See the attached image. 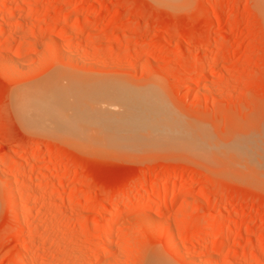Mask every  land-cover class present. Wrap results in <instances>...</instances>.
Listing matches in <instances>:
<instances>
[{"label":"rangeland","instance_id":"1","mask_svg":"<svg viewBox=\"0 0 264 264\" xmlns=\"http://www.w3.org/2000/svg\"><path fill=\"white\" fill-rule=\"evenodd\" d=\"M180 2L0 0V264H264V0ZM54 77L76 78L77 90L92 83L79 101L93 97L89 110L107 111L86 123L84 110L74 141L29 129L15 112L14 97L45 90ZM107 86L136 92L140 104L147 98L127 107L149 120L146 129L122 114ZM112 111L128 125L125 143L110 139L124 133ZM158 127L168 135L159 148L150 146ZM136 138L150 151L131 149ZM6 178L28 201L18 219ZM165 196L178 201L166 206ZM137 203L102 220L106 209ZM213 214L217 223L201 227ZM224 222L228 232L213 241Z\"/></svg>","mask_w":264,"mask_h":264},{"label":"bare ground","instance_id":"2","mask_svg":"<svg viewBox=\"0 0 264 264\" xmlns=\"http://www.w3.org/2000/svg\"><path fill=\"white\" fill-rule=\"evenodd\" d=\"M14 0H10V3H12ZM157 2H159V3H161V4H167V5H169V6H177V5H180L181 4V2H180V0H156ZM264 3V2H263ZM85 4V3H84ZM80 5L79 4V8L78 9H83V8H86L88 5ZM89 4V3H88ZM224 19H225V17H224ZM59 77H54L53 79H50L49 81H48V83L47 84H45L46 86L45 87H47V86H49L47 89L45 88V90H47V92L43 89V91H45V92H43L42 91V89L40 90V91H38L36 94H34V95H38L39 97H34V95L32 96H29L28 94H26V95H22V93H21V95L22 96H20V99L18 100V99H16V97H14V99L15 100H17V101H15L16 102V104H18V105H15V112H16V115L18 114L17 113V111H16V107H18L19 109H17V110H19L18 112L21 114V119L26 123V125L29 127V129H30V126L32 125L33 126V129L35 128L34 126H38V127H40V129H43V130H47V129H50V130H52L53 131V133L55 132L56 134H58V135H62V136H69L71 139L70 140H72V141H74L73 140V137H75L76 136V125H78L77 124V122L78 121H82L83 119L85 120V118L84 117H87L86 118V123L89 121V119L92 117V116H94V114H95V116H96V114H97V119H93V118H96V117H92L91 118V122L89 121V123H92L93 121H95V120H100V117L102 118V116L101 115H103L104 113H103V111H102V114H101V112L99 111V113H98V109H96L95 107L96 106H94V112H92L93 110H89V109H92V107L91 106H93V105H91L90 103H92V98L93 97H89L88 98V102H90V103H88L87 105L86 104H84V103H86V101H84V100H86L84 97H81V96H83V93L82 92H84V93H86L85 92V89L86 88H88V87H85V86H93V84L92 83H90L89 85L87 84V82H84V84H82L84 87H85V89H84V87H81L80 89L82 90H77L78 89V86H77V88H76V83H75V79L76 78H69L68 80H66L67 81V83L66 84H62V82L60 81L61 79V77L58 79ZM64 79H63V81H65ZM75 80V81H74ZM52 83V84H51ZM83 83V82H82ZM87 85H86V84ZM89 83V82H88ZM77 84H81V82H78ZM91 86V87H92ZM91 87H89V89H90V91L92 90L91 89ZM110 87V86H109ZM108 86H107V88L108 89H110ZM35 88H38V87H35ZM34 88V89H35ZM117 88V87H116ZM39 89V88H38ZM106 89V88H105ZM108 89H106V92H107V90ZM115 89V88H114ZM119 89V88H118ZM76 90L78 91V93H76ZM84 90V91H83ZM87 90V89H86ZM113 90V89H112ZM33 91V90H32ZM82 93H80V92ZM88 91V90H87ZM89 91V92H90ZM109 92H108V94H112V92L110 93V91H111V89L110 90H108ZM119 92H117V89H116V93H115V90H114V92H113V94H115V96L112 94L110 97H112V96H114V97H112L111 99L113 100V98H114V101L116 100V97H118V99L120 98V103L121 104H123V106H125V109H126V111H125V109L123 108L122 110H124V111H122V112H125V113H122V114H124V115H128V113H129V115H131V116H128V119L130 118L131 119V122L134 124H136V126L137 127H140V126H144V128H142L143 130L144 129H146V125H149V124H147V122L145 121V120H148V119H145V118H143L140 114L138 115V113H139V110H138V108H137V112H135V111H133L132 113L134 114V117H133V115H132V113L130 112V111H132V110H129V109H131V107L128 109L127 107H129L128 105H130V106H133L134 105V102H132V101H135L136 99H137V93L135 92H131V93H126V92H124V89H122L121 90V88L118 90ZM120 91H123L122 93H125V95H123L122 93H120ZM30 92V91H29ZM105 92V93H106ZM128 92V91H127ZM33 93H35L34 91H33ZM96 93V92H95ZM104 93V94H105ZM139 93V92H138ZM76 94H80L79 96H77ZM107 93H106V95H108ZM118 94H120L121 96H124V97H126V98H123V97H120V95H118ZM126 94H127V96L128 95H130L131 96V94H133L132 96H135V94H136V97L135 98H133L132 96V99L128 96H126ZM16 95H19V94H16ZM139 95V94H138ZM142 95V94H141ZM15 96V95H14ZM91 96H93V95H91ZM22 97V98H21ZM78 97H79V99L80 98H82V99H84L83 101H82V99L79 101V99H78ZM87 97H88V95H87ZM108 97H109V95H108ZM76 98H77V100H76ZM139 98H140V100H142L143 99V97L142 96H139ZM142 98V99H141ZM146 98V97H145ZM143 99L142 100V104H144L145 105V102L143 103V101H145L146 99ZM148 98H151V97H148ZM92 99V100H91ZM109 99V98H108ZM130 99H131V101H130ZM133 99H135V100H133ZM153 100H154V98H152ZM140 100H138V101H140ZM77 101V102H76ZM94 101V100H93ZM116 101H118V100H116ZM118 101V102H119ZM130 101V102H129ZM150 101V102H149ZM149 101H146L147 103H151L152 102V100H149ZM14 102V103H15ZM81 102L84 104H81ZM129 102V104H127ZM135 102H137V101H135ZM77 103H78V105L80 104L81 105V107H79V109L80 110H78V105H77ZM131 103V104H130ZM138 103V102H137ZM137 103H135L136 105H139V106H141L142 104H140V102L137 104ZM146 103V104H147ZM77 105V106H76ZM79 105V106H80ZM88 107V105H89V107L90 108H88V109H84V108H86V106ZM109 105H111V104H109ZM108 105V106H109ZM82 106H83V108H82ZM85 106V107H84ZM100 106V105H99ZM104 105H102V107H103ZM107 106V105H106ZM107 106V107H108ZM143 106V105H142ZM141 106V107H142ZM110 107H112V106H110ZM109 107V108H110ZM114 107V106H113ZM146 107V106H145ZM76 108H77V110L78 111H76ZM134 108H136L135 106H134ZM108 109V108H107ZM139 109L141 110L142 108H140L139 107ZM143 109H144V107H143ZM142 109V110H143ZM146 109V108H145ZM148 110H149V108H147ZM82 110V111H81ZM84 110H85V113H86V111H87V113H89L88 115H86V116H84V117H82V113L84 112ZM100 110H101V107H100ZM106 109L104 108V111H105ZM110 110H111V108H110ZM117 110V113L119 114V112H120V110L118 111V109H116ZM133 110H135V109H133ZM141 110V111H142ZM159 110H161V109H159ZM81 111V113H80V116L78 115V118L76 117V113L78 112H80ZM97 111V112H96ZM109 111V110H108ZM145 111V110H144ZM96 112V113H95ZM107 112V111H106ZM106 112H105V114H106ZM111 112V111H110ZM113 112V111H112ZM137 113L136 115L137 116H135V113ZM146 112V111H145ZM144 112V113H145ZM148 112V111H147ZM147 112L145 113V115L147 114ZM151 112V111H150ZM149 112V113H150ZM86 113V114H87ZM91 113V114H90ZM94 113V114H93ZM116 113V112H115ZM127 113V114H126ZM131 113V114H130ZM93 114V115H92ZM104 114V115H105ZM108 114V113H107ZM110 114V113H109ZM113 114H114V112H113ZM121 114V113H120ZM151 114V113H150ZM85 115V114H84ZM115 115V114H114ZM17 116H19V118L18 119H20V115H17ZM90 116V117H89ZM149 116H151V115H149ZM164 116H165V118H166V116L167 115H165V113H164ZM164 116H163V119L162 120H164ZM80 117H82L83 119H81ZM104 117H107V116H104ZM114 117H116L115 119H113V120H115V121H119V120H122L121 118L120 119H118L117 120V114L114 116ZM121 117V116H120ZM127 117V116H126ZM146 117H147V115H146ZM170 117V116H169ZM168 117V119H170ZM99 118V119H98ZM142 118H143V120H142ZM174 118V117H173ZM108 119H110L109 117H108ZM107 118H105V120H108ZM145 119V120H144ZM76 120H77V122H76ZM83 120V121H84ZM111 120V119H110ZM165 120H167V119H165ZM115 121H113V123H116V124H113V125H116L117 127H118V124L117 123H121V121H119V122H115ZM149 121V120H148ZM161 121V120H160ZM169 121V120H168ZM175 121V120H174ZM173 120H171L170 122H174ZM105 122H107V121H105ZM103 123L102 121H101V123H100V125H102V124H106V123ZM111 122H112V120H111ZM125 122V121H124ZM128 122V121H127ZM166 121H163V124L161 125V124H159V125H161V126H163L164 127V124H165V126L167 125V124H169L170 126H169V128H172L171 127V123H165ZM81 123H83L82 125H84V122H81ZM107 123H110V122H107ZM128 123H130V122H128ZM127 123V124H128ZM151 123V122H150ZM158 123H160V122H158ZM177 123L178 122H176V125H177ZM94 124H99V121L98 122H94ZM112 124V123H111ZM122 125H120L121 127V129L118 127L117 129H120V130H122V128L124 127L125 128V126H126V124H124L123 122L121 123ZM88 125V127H89V124H87ZM104 125H102L101 127L103 128V130H105L104 129ZM106 125H108V124H106ZM125 125V126H124ZM158 125V126H159ZM21 126H24L25 127V129L26 128H28V127H26L25 126V124H23V125H21ZM32 126H31V128H32ZM85 126V125H84ZM123 126V127H122ZM133 126V125H132ZM180 126V125H179ZM179 126H175V123H174V126L173 127H179ZM23 127V128H24ZM37 127V128H38ZM81 127V126H80ZM87 127V126H86ZM98 127V126H97ZM100 127V129H102ZM127 128H128V125L126 126ZM163 127H158V128H156L157 130L158 129H161V130H159V131H157V133L159 132V136H156V134H155V136L159 139V140H157V141H160V142H152L151 144H150V146L153 144V146L155 145V146H157L158 148H159V146L162 144L163 145V142H162V140L164 139V135L165 134H163L164 132H163ZM107 128V130H108V128L110 129V125L108 126V127H106ZM123 128V130H124V133H119V132H121V131H117L116 133H118L119 135H122V136H125V138H126V133H130V132H128V129H124ZM166 129H167V127H165ZM40 129H39V131H40ZM98 130V131H101V130ZM140 129V131H141V128H139ZM166 129H165V131H166ZM174 129V128H173ZM35 130H37L36 128H35ZM50 130H48V131H46V132H50ZM80 130V129H79ZM82 130V129H81ZM87 130H88V128H87ZM107 130H105L106 132V136L107 135H109V134H107L108 132H107ZM112 130V128L110 129V131ZM115 130V129H114ZM113 130V131H114ZM122 130V131H123ZM132 130H133V132H132ZM131 130V132L132 133H134V132H138V128L134 131V129H132ZM155 130V129H154ZM170 130V129H169ZM176 129H174V131H175ZM78 131V130H77ZM93 131H94V129H93ZM109 131V130H108ZM139 131V132H140ZM149 131V130H148ZM155 131V132H156ZM171 131V130H170ZM176 131H178V130H176ZM43 132V131H42ZM83 132H84V130H83ZM112 132V131H111ZM150 133H151V131H149ZM161 132V133H160ZM95 133H96V131H95ZM110 133V132H109ZM131 133V134H132ZM146 133V132H145ZM150 133H148V134H150ZM167 133H168V130H167ZM166 133V134H167ZM175 133V132H174ZM97 134H99V133H97ZM115 133H113L112 134V136H114L113 138L115 139V140H113V138H110V139H112V141H116V142H120V143H122L123 141H124V143H125V141H128V139L129 138H126L127 140H125L122 136H121V138H119L116 134L114 135ZM130 134V135H131ZM141 134V133H140ZM147 134V133H146ZM145 134V135H146ZM163 135V137L161 136L160 137V135ZM173 134V133H172ZM171 134V132H170V135H172ZM178 134V132H176V135ZM181 134V133H180ZM78 135V134H77ZM130 135H128V137H130ZM110 136V135H109ZM111 136V137H112ZM141 136H142V139H146V140H148V136L145 138L144 137V135L142 134V135H139V137L141 138ZM154 136V137H155ZM166 136H168V135H165V137ZM173 136V135H172ZM180 136V135H179ZM69 137H67L68 139H69ZM108 137V136H107ZM115 137H118L119 139H120V141H119V139H118V141L116 140V138ZM171 137V136H170ZM175 137V136H174ZM181 137V136H180ZM104 138V137H103ZM140 138H136V140H138V141H142V142H139V144L137 143V141L135 140L134 142L136 143V144H134V145H137L136 147L134 146V148H132V146H133V143H132V146H131V149H134V150H136V151H144L145 149L147 150L148 149V147H149V150L148 151H150V146H145V141H143L142 139H140ZM162 138V139H161ZM177 138H179V137H177ZM182 138V137H181ZM121 139H122V141H121ZM169 139H171V138H169ZM97 140V139H96ZM175 140V139H174ZM178 140V139H177ZM155 141V140H154ZM167 140H165L164 141V143L166 142ZM168 142H170V141H168ZM156 143V144H155ZM167 143V142H166ZM115 145H118V143L117 144H115ZM125 145V144H124ZM130 145V144H129ZM162 145H161V147H162ZM167 146H169V145H167ZM157 147H155V148H157ZM115 148V147H114ZM119 148V147H118ZM122 148H124V146H122ZM153 147H151V150H155V148H153ZM120 149H121V147H120ZM166 149H167V147H166ZM128 150V149H127ZM159 150V149H158ZM138 151V152H139ZM147 151V152H148ZM165 152V151H164ZM123 153H124V151H123ZM126 154H127V152H125ZM127 158V157H126ZM45 172V171H44ZM7 179L8 178H6V182H9V181H7ZM10 180V179H9ZM36 180H32V181H30V182H28V184L26 185V188H27V190H32L34 187H35V185H36ZM7 187H12V188H8L10 191H9V197H10V199H11V201H12V206H13V218H16V219H18V218H20L19 216L21 215L20 213H21V208H20V205H24L26 202H28L27 201V198H24V197H19V195H18V192H13V193H11L12 191H11V189H16L17 187L16 186H18L17 185V182L16 181H11V182H9V183H7ZM16 187V188H15ZM153 188V187H152ZM155 188H156V186H155ZM173 189V188H172ZM175 189V188H174ZM16 191V190H15ZM152 192V191H151ZM154 193V192H153ZM152 194V193H151ZM165 194V193H164ZM180 194V193H179ZM23 196V195H22ZM127 197H128V195H126ZM154 196V195H153ZM158 196V195H157ZM179 196V195H178ZM178 196H174V197H171L169 200H167L166 199V196H165V198L163 199L164 201V203H165V205L166 206H173V205H175V203H177V201H178ZM26 197V196H25ZM156 197V196H155ZM157 198V197H156ZM159 199V198H158ZM158 201V200H157ZM160 201V200H159ZM129 202V201H128ZM152 202H153V200H152ZM109 203V202H108ZM142 203V202H141ZM144 203V202H143ZM28 204V203H27ZM152 204V203H151ZM146 206L147 205H150L148 202H147V204H145ZM142 207V205L141 204H134V205H130V204H127V205H125L122 209H121V211L120 212H112V211H109L108 209H106V210H104V212H103V215H102V220L103 221H107L108 219H110V218H120L121 216H124L125 214H127V213H129V212H131V211H135V210H137V209H139V208H141ZM23 208V207H22ZM200 215V214H199ZM218 217L216 216V215H212L211 217H209V218H207V217H203L202 216V218L200 219V226L201 227H203V228H205V227H207V226H212V225H214V224H216L217 223V219ZM22 220V219H21ZM15 221V220H14ZM20 221V220H19ZM113 221V220H112ZM115 221V220H114ZM114 221H113V223H114ZM118 221V220H117ZM192 221V220H191ZM16 222V221H15ZM113 225L114 224H110V225H108L107 226V228H106V242H107V246H106V249H105V251H103L105 254H107L108 252H110V248H112V247H110V243L112 242L111 240H112V232H113ZM200 227V228H201ZM250 227V225H247V227L246 228H249ZM23 228V224H22V222L20 223V225H19V231L21 230ZM103 231V230H102ZM228 232V225H226L225 224V222L224 223H222V224H220L219 225V227L217 228V230H216V233H215V235H212L211 236V239L213 240V241H216V240H218L219 239V237H222L221 235H223V234H226ZM19 234V233H18ZM236 234V233H235ZM207 235H208V233H207ZM228 235V234H227ZM234 235V234H233ZM224 236V235H223ZM208 237V236H207ZM33 239V238H32ZM215 246V245H214ZM221 246V245H220ZM220 246L218 247V248H220ZM223 246H224V244H223ZM171 247H173V246H171ZM222 247V246H221ZM222 249V248H221ZM103 253V254H104ZM264 254V253H263ZM260 255V252L258 251V250H256V249H254L252 252H251V254H250V258H256V257H258ZM250 260V259H249ZM194 261V260H193ZM197 261V260H196ZM197 264V263H196Z\"/></svg>","mask_w":264,"mask_h":264}]
</instances>
